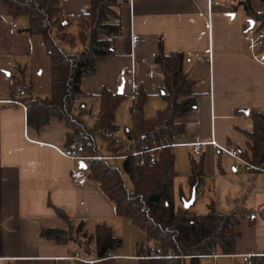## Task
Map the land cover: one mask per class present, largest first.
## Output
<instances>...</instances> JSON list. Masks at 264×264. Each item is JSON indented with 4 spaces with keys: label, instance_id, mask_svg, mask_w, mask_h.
<instances>
[{
    "label": "crops",
    "instance_id": "obj_1",
    "mask_svg": "<svg viewBox=\"0 0 264 264\" xmlns=\"http://www.w3.org/2000/svg\"><path fill=\"white\" fill-rule=\"evenodd\" d=\"M217 1L221 5L212 6L211 0H130L122 5L119 19H111L121 26L120 35L110 38L116 53L98 62L95 75L83 79L82 90L89 97L74 105L73 113L79 114L82 103L81 121L89 117L94 127L102 90L118 94L125 82V100L116 113V123L124 126H119L120 131L131 128L130 109L135 100L126 80L133 75L140 91L148 96L145 118H155L167 107L162 97L163 73L155 57L161 45L167 56L183 53L184 70L194 80L192 92L198 107L180 120L185 131L174 140L177 146L172 151L179 173L175 195L178 179L184 178L190 195L186 201L192 198L191 162L203 160L204 192L212 190V185L232 191L235 209L252 214L241 218L236 253L210 260L213 264L225 259L230 264H246L244 254L264 256V172L235 171L231 156L210 145H204L201 156H195L189 144L214 139L253 161L249 135L255 122L251 113H263L264 62L254 58L243 40L249 23L243 4L249 2L257 11L264 10V2ZM61 5L65 17L77 18L87 13L91 0H61ZM28 26L26 17H12L9 6L0 0V264L87 263L75 245H58L40 237L43 228L68 227L53 207L74 220L84 219L90 231L106 223L123 241L114 253L119 264H137L139 247L157 244L146 241L144 231L117 216L114 204L97 183L87 180L79 186L72 181L71 172L80 162L62 154L68 150L65 124L55 118L36 131L28 125L27 111L12 102L17 99L14 86L22 74L34 95L46 98L52 94L51 60L42 36L23 32ZM180 192L184 195L182 189Z\"/></svg>",
    "mask_w": 264,
    "mask_h": 264
},
{
    "label": "trees",
    "instance_id": "obj_2",
    "mask_svg": "<svg viewBox=\"0 0 264 264\" xmlns=\"http://www.w3.org/2000/svg\"><path fill=\"white\" fill-rule=\"evenodd\" d=\"M1 1L9 6L12 17L29 20L23 32L42 36L51 60L50 97L34 95L32 85L24 82L23 74L14 86V98L20 90L26 93L20 101L27 105L29 127L39 131L55 118L62 121L67 129L66 148L78 143L81 153L92 158L88 162V180L100 186L114 204L117 216L144 231L146 241L155 242L164 254L173 253L172 258L147 259L146 253L140 250L137 264H205L204 260L211 259L210 256L235 254L241 237L238 229L241 218L252 216L250 211L237 208L230 213L212 210L208 215H199L192 210L193 206L178 207L175 180L179 173L172 149L163 148L160 160L153 165L148 152L131 156L158 145L173 144L185 131L180 120L197 109L198 99L192 92L194 80L184 70L185 55L176 52L167 56L161 45L155 63L162 69L165 84L162 97L167 107L158 111L155 118L146 119L144 108L148 96L141 90L130 109L132 127L124 130L118 143L111 134L120 131L116 113L125 100L123 94L102 90L100 111L91 131L81 121L84 105L81 103L78 115L73 113V108L89 97L82 90L83 79L95 75L98 62L115 55L110 38L120 35L121 26L113 24L111 19H119V8L130 0H91L87 13L77 18L64 16L61 0ZM243 5L249 22L260 20L264 26V16H258L249 2ZM75 24L77 33H70V26ZM251 116L255 122L254 132L249 135L253 142V161L261 164L264 162V114L251 113ZM140 158L146 159L145 165L139 163ZM118 160H123L122 170L111 164ZM191 168L189 181L198 192L200 184L206 182L203 160L192 161ZM124 174L133 185L132 191L127 188ZM53 208L68 227L43 228L41 238L58 245H75L87 261L83 264L120 263L114 253L123 241L114 235L110 226L99 223L90 231L84 219L74 220L65 211ZM249 264H264V256L253 257Z\"/></svg>",
    "mask_w": 264,
    "mask_h": 264
},
{
    "label": "built area",
    "instance_id": "obj_3",
    "mask_svg": "<svg viewBox=\"0 0 264 264\" xmlns=\"http://www.w3.org/2000/svg\"><path fill=\"white\" fill-rule=\"evenodd\" d=\"M211 5L219 6L221 5V3L217 0H211ZM255 12L258 16H264V10H257ZM251 21L253 22V24H251ZM251 21L246 25V27L243 30V40L247 44V48L251 51L254 58L260 62H264V26L262 25V22L260 20H251ZM187 61L189 62L190 59H188ZM126 83H128L131 86L132 98L133 100H136L140 95V88L135 79V76L130 75L128 79L126 80ZM25 96H26L25 91L20 90L17 93V99L12 102L20 105L24 110L27 111V105L19 100V98H22ZM263 113H264V109H263ZM111 138L117 140L119 143L120 138H121L120 132L112 133ZM204 145H207V146L210 145L213 148H216L220 153L231 156L235 160V165H234L235 171L240 170L241 168H244L246 171L264 172V162L261 164H255L252 160L243 157L240 151L234 148H226V147L220 146L217 144V142L214 139L210 140L209 142L196 141L192 144H189L195 156H201L202 147ZM176 146L177 144L175 143L169 144V145H163V146L158 145V146L151 148L150 150L134 153L131 156H142L144 155L145 152H148L150 164L153 165L160 160L159 159L160 151L163 148L168 147L170 149H173ZM62 154L66 156L67 158H70L71 160H74L76 162H85L86 164H88L87 162L92 160V158L85 157L81 153L79 144L71 145L69 149L66 151H63ZM108 159H114V158L109 157ZM146 162L147 161L144 158H140L139 160V163L141 165H145ZM71 179L75 184L79 186L85 185L88 180V169L85 170L80 167L77 169H74L71 172ZM200 188H202V186H200ZM139 250H142L146 253L147 256L144 258H147V259H161L164 257L166 258L173 257L172 251H169L167 254H164L162 248L158 245L143 244L139 247ZM218 257H219L218 255H213V256H210L209 258L216 259ZM253 257H255L254 254L242 255V259L244 263L246 264H249L250 260ZM75 259L80 260V258L78 257Z\"/></svg>",
    "mask_w": 264,
    "mask_h": 264
},
{
    "label": "rangeland",
    "instance_id": "obj_4",
    "mask_svg": "<svg viewBox=\"0 0 264 264\" xmlns=\"http://www.w3.org/2000/svg\"><path fill=\"white\" fill-rule=\"evenodd\" d=\"M69 29H70L69 30L70 33H73V34H76L78 31L76 24L73 26H70ZM123 108H124V106H122L120 110H123ZM122 114H123L122 111H120V117L121 118H122ZM83 123H84V127L86 128L87 131H91L93 129V122H92L91 118H89V117H87V119L84 118ZM130 124H131V121H130ZM118 126L124 128V126L121 124H119ZM128 127H129V125H128ZM119 132H120V136L124 135V130L119 131ZM98 144L101 147V144H102L101 141H98ZM101 153H104V150H101ZM112 158H114V157H112ZM120 158L123 159L124 157H119V158L115 157L112 160L120 159ZM111 164L118 166V168L122 170L123 160L111 161ZM233 169H234V165H233ZM124 178H125L128 190L132 191L133 185H132L130 179L125 174H124ZM200 186H202V188H200ZM200 186H199L198 192H196V198L197 197L198 198L195 200V202H194L195 204H193L194 207L192 208V210L195 213H197L199 215H208L209 213H211L212 210H214L217 213H230L231 211H233L237 207L236 203H235V197L236 196H234V192L229 191L225 188L221 189L218 187H214L213 185H212V190H206L204 192L205 185L200 184ZM180 189H182L184 195H181ZM189 197H190V195L186 191V184H185L184 178H179L177 183H176V204H177V206L183 207L185 205V202L190 201V200L186 201ZM219 256H221V255H219ZM225 260L226 261L220 260L218 263L223 264V263H226L228 261V263L230 264V260H227V259H225ZM204 263L205 264H213L214 262H213V260L206 259V260H204ZM238 263H240V262L238 261Z\"/></svg>",
    "mask_w": 264,
    "mask_h": 264
},
{
    "label": "water",
    "instance_id": "obj_5",
    "mask_svg": "<svg viewBox=\"0 0 264 264\" xmlns=\"http://www.w3.org/2000/svg\"><path fill=\"white\" fill-rule=\"evenodd\" d=\"M251 24H253L252 21H251ZM124 87H125V82H123V84L121 85V87L118 90V94L119 95H122L123 94ZM79 166H80V168H83L85 170L88 169V165L85 162H80V165ZM195 200H196V192L194 191L193 194H192V198L190 199V201L189 202H185V205H184L185 208H190L194 204Z\"/></svg>",
    "mask_w": 264,
    "mask_h": 264
}]
</instances>
